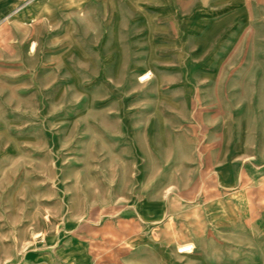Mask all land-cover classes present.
Instances as JSON below:
<instances>
[{
	"label": "rangeland",
	"instance_id": "1",
	"mask_svg": "<svg viewBox=\"0 0 264 264\" xmlns=\"http://www.w3.org/2000/svg\"><path fill=\"white\" fill-rule=\"evenodd\" d=\"M263 142L264 0H0V264H196L207 147Z\"/></svg>",
	"mask_w": 264,
	"mask_h": 264
},
{
	"label": "crops",
	"instance_id": "2",
	"mask_svg": "<svg viewBox=\"0 0 264 264\" xmlns=\"http://www.w3.org/2000/svg\"><path fill=\"white\" fill-rule=\"evenodd\" d=\"M207 150L210 157L201 166L210 180L203 184L201 202L209 212L203 220L206 231L198 233L201 221L188 218L196 264H264V142L236 153L227 145Z\"/></svg>",
	"mask_w": 264,
	"mask_h": 264
},
{
	"label": "built area",
	"instance_id": "3",
	"mask_svg": "<svg viewBox=\"0 0 264 264\" xmlns=\"http://www.w3.org/2000/svg\"><path fill=\"white\" fill-rule=\"evenodd\" d=\"M150 77L149 74H145L142 76L143 80H146ZM194 246L190 243H185L182 244L179 248H178V252L181 254H185V253H192L194 251Z\"/></svg>",
	"mask_w": 264,
	"mask_h": 264
}]
</instances>
